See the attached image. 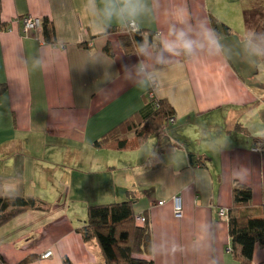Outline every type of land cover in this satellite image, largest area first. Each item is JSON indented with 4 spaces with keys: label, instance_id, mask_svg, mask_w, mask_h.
<instances>
[{
    "label": "crops",
    "instance_id": "0c3cea01",
    "mask_svg": "<svg viewBox=\"0 0 264 264\" xmlns=\"http://www.w3.org/2000/svg\"><path fill=\"white\" fill-rule=\"evenodd\" d=\"M241 1L148 0L151 11L135 22L146 39L154 34L152 56L145 57L127 55L122 34L107 32L127 25L99 26L85 0H0V196L50 204L0 227L5 264H105L98 246L85 243L77 228L90 206L129 199L151 232V255L139 257L154 264H239L230 252L228 222L218 216L219 209L233 207L235 182L253 191L245 212L264 216V84L258 68L241 58L243 33L235 31ZM24 17L51 20L57 45L45 44L41 29L25 33ZM212 18L232 30L225 35L219 28L224 48L218 57L198 51L191 59H168L164 53L165 62L156 63V46L169 27L195 35L201 27L213 29ZM141 61L147 76L137 72ZM150 96L168 100L176 116L143 143L135 130H125L144 125ZM225 113L251 143L214 147L206 141L203 119ZM117 128L128 141L125 149L114 141L95 146ZM196 142L210 149H194ZM5 185L12 194L3 193ZM47 252L52 256L43 258ZM252 264H264V247L255 250Z\"/></svg>",
    "mask_w": 264,
    "mask_h": 264
},
{
    "label": "trees",
    "instance_id": "16d2710c",
    "mask_svg": "<svg viewBox=\"0 0 264 264\" xmlns=\"http://www.w3.org/2000/svg\"><path fill=\"white\" fill-rule=\"evenodd\" d=\"M243 18L246 29L264 31V9L253 6L244 10ZM212 27L218 33L219 28L225 35H231L232 30L225 24H219L212 18ZM109 33H120V43L127 55L138 52L140 44L146 46L153 44V33H148L147 39L144 32L139 30L131 32L125 28H114L107 30ZM42 33L45 44L57 45L56 30L53 22L48 18L43 19ZM160 45L156 49H160ZM105 51L111 55V47L108 45ZM155 89L154 82L150 93ZM149 114L144 118L142 124L133 123V128H127L126 133L136 131L139 141L145 142L148 138L171 125L176 116V111L171 103L155 96L148 99ZM128 123L124 122L119 127ZM123 130V129H122ZM119 128L108 133L104 138L95 143L97 148H108L112 141L117 143V149L123 150L127 147V139ZM201 165H204L202 163ZM253 199V191L250 187L234 183L233 207L228 210L229 236L231 240L230 252L239 264H252L255 250L264 247V216L252 217L245 212V208ZM135 201H128L94 205L87 210L85 224L77 228V233L85 243L94 242L105 261V264H154L152 260L143 259L139 256L151 255L152 239L148 222L144 226H138L134 210ZM50 204L46 201L25 196H0V227L17 217L25 211H46ZM31 259L25 260L28 263ZM0 264L5 261L0 254Z\"/></svg>",
    "mask_w": 264,
    "mask_h": 264
},
{
    "label": "clouds",
    "instance_id": "9594fccd",
    "mask_svg": "<svg viewBox=\"0 0 264 264\" xmlns=\"http://www.w3.org/2000/svg\"><path fill=\"white\" fill-rule=\"evenodd\" d=\"M84 9L105 29L111 27L113 23L132 26L151 11L148 0H85ZM181 11L186 17V9ZM178 23L183 24L184 19L181 18ZM223 48L219 34L212 28L201 27L193 35L188 29L173 25L169 27L167 37L162 39L159 52L155 54V61L164 63L166 59L164 53L168 54V59L178 56L191 59L198 51L206 52L210 57H218ZM240 53L242 61L256 68H264V31L246 29L240 37ZM138 55L151 57L152 53L148 46L142 43L139 45ZM142 64V61L137 64V72L147 76L148 69L142 67ZM2 191L10 195L13 189L5 185Z\"/></svg>",
    "mask_w": 264,
    "mask_h": 264
},
{
    "label": "rangeland",
    "instance_id": "374dc122",
    "mask_svg": "<svg viewBox=\"0 0 264 264\" xmlns=\"http://www.w3.org/2000/svg\"><path fill=\"white\" fill-rule=\"evenodd\" d=\"M253 6H258V7H261L264 9V0H243V2L241 1V3H239V8H241L240 9L241 11L248 9L250 7H253ZM227 14H228V12H227ZM233 21H235V20H233ZM234 23L235 22H233V25H234ZM238 25H239V23H238ZM237 26H235V31H237V29H239L238 31H240V33H244L245 27H244L243 17L240 18L239 27H237ZM258 73H259L258 75L261 76V78H263V84H264V68H258ZM259 107H261L263 109L264 105H261ZM203 121H205V123H204V125L200 126V128H201V129H199L200 133H202V135H205V133H206V136H205L206 141L213 142L214 147H217L219 145V143H222V141L230 142V143L240 141L241 139L248 141L247 139H244L243 136L241 138V135H239V132L235 131V126L233 124V121L234 122H236V121L233 120L232 116L228 117L227 113H225L224 115H222V114L215 115L214 114V115H211L209 117L204 118ZM252 126H254V123H252L251 127ZM248 142L251 143L252 141L249 140ZM198 144L196 142V146L194 149L200 148V147L205 151H206V149H210L209 145L202 144V143H198ZM197 151H199V150H197ZM86 217H87V215L85 214L84 218L86 219ZM79 219H83L81 217V211L79 212Z\"/></svg>",
    "mask_w": 264,
    "mask_h": 264
},
{
    "label": "built area",
    "instance_id": "2783aa9c",
    "mask_svg": "<svg viewBox=\"0 0 264 264\" xmlns=\"http://www.w3.org/2000/svg\"><path fill=\"white\" fill-rule=\"evenodd\" d=\"M20 22L23 25V31L25 33H28L30 31H35V30H42L43 26V19L39 18H32V17H24L20 20ZM131 32H137L139 31L138 25L134 23L132 26H127ZM259 152V150H255ZM160 205H163V202L159 203ZM174 204H175V217L176 218H181L182 217V207H181V202L180 198H175L174 199ZM218 216L222 220H227L228 219V210L221 208L219 209ZM147 222V219L144 216H138L137 217V223L144 226ZM52 256V252H47L46 254L43 255V258H49Z\"/></svg>",
    "mask_w": 264,
    "mask_h": 264
}]
</instances>
